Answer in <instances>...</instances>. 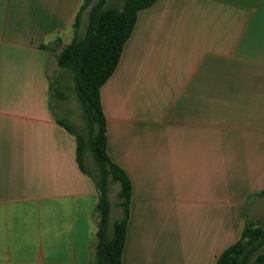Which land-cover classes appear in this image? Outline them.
Here are the masks:
<instances>
[{
    "label": "crops",
    "instance_id": "crops-1",
    "mask_svg": "<svg viewBox=\"0 0 264 264\" xmlns=\"http://www.w3.org/2000/svg\"><path fill=\"white\" fill-rule=\"evenodd\" d=\"M83 2L0 0V264H95L101 194L41 48ZM101 99L133 189L122 263L218 264L264 217V0H157Z\"/></svg>",
    "mask_w": 264,
    "mask_h": 264
},
{
    "label": "trees",
    "instance_id": "trees-1",
    "mask_svg": "<svg viewBox=\"0 0 264 264\" xmlns=\"http://www.w3.org/2000/svg\"><path fill=\"white\" fill-rule=\"evenodd\" d=\"M157 0H124L121 6L108 5V0H84L74 21V38L57 54L58 65L68 69L75 84L77 100L82 109L85 133L77 132L62 119L58 123L77 139V161L83 173L92 177L101 194L98 242L95 264H123L130 218L132 183L127 173L109 156L107 120L103 111L101 89L115 72L124 46L131 37L140 11L150 8ZM87 27L82 34L84 14ZM50 50L48 45H41ZM56 93L62 97L60 89ZM90 153L97 168L95 176L85 165ZM119 184L118 197L122 216L111 223L110 185ZM264 194V192H263ZM264 217L261 222L248 221L242 236L226 249L218 264H264Z\"/></svg>",
    "mask_w": 264,
    "mask_h": 264
},
{
    "label": "rangeland",
    "instance_id": "rangeland-1",
    "mask_svg": "<svg viewBox=\"0 0 264 264\" xmlns=\"http://www.w3.org/2000/svg\"><path fill=\"white\" fill-rule=\"evenodd\" d=\"M123 1L124 0H108V5L121 6L123 4ZM85 14L86 19L88 20V13L86 12ZM86 22L87 21H85L82 25L84 26L82 27V34H84L86 30ZM54 45L55 47L49 46L51 48L49 51H53L52 55H57L58 52H60L61 50V44L57 42ZM53 48H55L56 50H53ZM58 71L59 72L54 76L53 79L54 82L60 81L58 88L62 93L61 97L59 94L53 92V96L56 97V99L53 101L54 103H57V105L55 106V110L57 112V119H62L65 122L69 123L77 132L85 133V122L83 119L82 109L76 97L73 75L68 69H64L61 67ZM85 165L87 168H89V170H91V172H93L95 176L97 175V168L90 153H86L85 155ZM119 190V184L112 183L110 185L109 197L112 203L111 223H114V221L119 220L122 216V209L120 207V200L118 197ZM263 251L264 247L261 249V252Z\"/></svg>",
    "mask_w": 264,
    "mask_h": 264
}]
</instances>
